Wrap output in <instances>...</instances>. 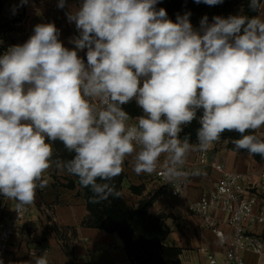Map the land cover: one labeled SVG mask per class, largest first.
Here are the masks:
<instances>
[{"label":"clouds","instance_id":"clouds-1","mask_svg":"<svg viewBox=\"0 0 264 264\" xmlns=\"http://www.w3.org/2000/svg\"><path fill=\"white\" fill-rule=\"evenodd\" d=\"M158 2L81 0L66 13L79 32L73 49L54 23H41L0 56V195L18 213L36 204L53 165L100 203L121 197L113 181L129 157L135 174L162 169L168 183H179L202 174L186 169L191 153L235 131L236 151L264 158V0H249L260 15L211 23L205 15L199 29L190 12L173 22ZM85 49L86 62L78 55ZM133 101L142 112L134 123L123 107ZM194 120L192 143L180 134ZM57 142L70 159H54ZM32 256L23 264H50L47 250Z\"/></svg>","mask_w":264,"mask_h":264},{"label":"crops","instance_id":"crops-1","mask_svg":"<svg viewBox=\"0 0 264 264\" xmlns=\"http://www.w3.org/2000/svg\"><path fill=\"white\" fill-rule=\"evenodd\" d=\"M57 3L58 0H29L28 4L21 5L20 0H0V19L9 18L13 22L5 48L8 50L10 46L26 42L33 34L35 25L54 23L60 30L59 39L64 46L73 49L75 45L70 40L79 36V32L75 23L68 22L66 13L78 8L81 0H66L64 8H58ZM260 14L257 12V15ZM86 51L78 52L85 62ZM62 146L59 142L53 145L54 159L63 160ZM207 159H215L227 169L239 172L258 170L264 162V158L257 160L248 152L229 149L226 139H221L207 151ZM129 161H125V166L132 174L135 185L144 183V177L148 174H135ZM193 168L202 170V174L187 178L184 197L173 198L163 187V192L152 200L147 210L150 215L164 214V223L168 227L165 242L181 248V264H205L204 257L197 251L200 245L211 250L218 249L214 236L208 230L201 229L197 216L186 209L188 200H195L202 191L212 188L217 173L207 165L198 164L195 152L189 155L186 164L187 170ZM45 176L47 187L38 192L36 204L29 207L21 232L10 240L8 262L23 264L33 259V252L38 256L47 250L50 264H131L116 233L82 223L88 211L75 176L62 172L55 165ZM69 182H73V187L67 186ZM140 195L129 192L132 201L138 200ZM12 204L11 200L0 195V219L10 212ZM135 205L131 203V206Z\"/></svg>","mask_w":264,"mask_h":264},{"label":"built area","instance_id":"built-area-1","mask_svg":"<svg viewBox=\"0 0 264 264\" xmlns=\"http://www.w3.org/2000/svg\"><path fill=\"white\" fill-rule=\"evenodd\" d=\"M195 159L217 173L211 189L186 203L187 211L197 216L199 227L208 230L218 245L216 250L205 245L198 247L205 264H264V162L258 170L239 172L227 169L215 159L208 160L207 151L195 152ZM152 175L171 197L185 196L187 179L170 184L162 169ZM12 203L10 212L0 219V257L4 264H10V240L21 232L29 213V207L18 213L15 201ZM131 264L137 262L131 259Z\"/></svg>","mask_w":264,"mask_h":264},{"label":"trees","instance_id":"trees-1","mask_svg":"<svg viewBox=\"0 0 264 264\" xmlns=\"http://www.w3.org/2000/svg\"><path fill=\"white\" fill-rule=\"evenodd\" d=\"M157 9L164 8L170 20H176L177 15H184L186 12L193 13L196 10H203L209 5L204 3H195L194 0H159L156 5ZM242 15L248 17L257 16L256 11L249 8V0L243 4ZM130 116L137 114L135 102H131L123 106ZM200 115V113H198ZM200 127L198 121L194 120L190 125L184 128L180 134L181 138L185 135L190 137V142H197V129ZM241 138V134L232 131L222 134L221 139L227 140V147L234 149L233 140ZM61 156L63 160L71 158V154L67 153L63 148ZM247 152L246 150H239ZM259 160V155L253 156ZM76 183L80 186L78 178L75 177ZM123 174L115 178L113 183L117 190L121 192ZM69 187H73V182H69ZM83 197L86 201L88 215L83 220V224L87 226L104 229L108 232L116 233L123 242V247L130 259H134L137 264H181L179 255L181 248L173 245H168L165 238L168 233V228L164 223V214L150 215L147 213L149 206L152 203V198L141 199L137 205H127L121 195L120 198H109L100 203H90L89 198L93 195L92 192L81 187ZM139 186H130L133 193L140 192Z\"/></svg>","mask_w":264,"mask_h":264},{"label":"rangeland","instance_id":"rangeland-1","mask_svg":"<svg viewBox=\"0 0 264 264\" xmlns=\"http://www.w3.org/2000/svg\"><path fill=\"white\" fill-rule=\"evenodd\" d=\"M246 0H224L222 4H218L215 6H209L203 10H196L195 12L191 13L189 19L191 24L194 28L199 29L200 21L201 19L206 15L208 17L209 23L212 22V18L214 16H222V17H228L229 15H240L243 12V4ZM175 22L176 20H172ZM12 24L11 19H0V54H4L7 51L6 42L7 39L10 37V32L12 30ZM136 105V104H135ZM137 114L133 115V121L135 122L134 118L138 115H141V109L136 105ZM199 116V114H198ZM61 145V144H60ZM126 167V166H125ZM123 180H122V189H121V195L127 205H131V203H138L141 199H149V198H156V196L163 192V187L158 182H156L151 174L147 175L145 178V182L140 185H135V180L132 177V174L127 170L123 171ZM139 186L140 192L134 193L140 195L143 191L144 194L141 196L138 200L132 201L131 197L129 196V192H132L130 190V186ZM147 187V189H146ZM133 193V192H132ZM132 201V202H131ZM168 228V227H167Z\"/></svg>","mask_w":264,"mask_h":264}]
</instances>
